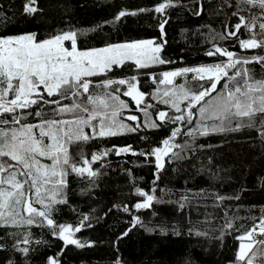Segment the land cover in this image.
Masks as SVG:
<instances>
[{"label": "trees", "instance_id": "1", "mask_svg": "<svg viewBox=\"0 0 264 264\" xmlns=\"http://www.w3.org/2000/svg\"><path fill=\"white\" fill-rule=\"evenodd\" d=\"M27 2L0 0V37L6 31L22 28H38L39 36L45 37L52 35L59 23L109 19L118 30L81 38L78 44L103 46L125 39H153L163 44L160 58L166 63L138 68L134 61H126L92 78L98 84L136 77L134 82L145 97L136 106L123 95L127 85L114 84L107 91L119 89L116 94L128 105L120 110L117 120L137 130L97 136L69 146L72 162L78 166H82L83 158L91 160L93 154L131 146L129 152L108 151L92 162L94 176L68 171L66 186L57 196L65 202L52 206L50 218L56 225L80 227L73 236L84 246L66 244L58 235V227L48 226L38 217L32 225L0 226V264H51V260L56 264H240V245L249 242L240 237L264 218L262 117H256L255 128L187 135L198 125V110H194L197 116L191 124L160 121L159 111L167 112L169 117L180 113L162 103V92L171 86L159 81L166 71L226 63V56L206 55L214 47L227 49L237 58L264 56V49L240 47L241 41L254 36L259 41L264 35L259 28L264 23V10L245 0H171L163 13L155 8L167 0H36L38 11L27 14ZM121 11L136 14L116 20ZM241 16L246 23L255 18L256 26H242L236 36L228 37L229 32L236 31L234 25L240 23ZM245 67L255 80L264 79V64L253 62ZM193 75L174 77L173 84L187 83L193 91H198L199 85L209 86L207 80L193 81ZM186 103L181 104L182 109ZM144 107L157 127L147 126L149 117L141 110ZM42 110L51 113L52 106L46 104ZM129 116L138 119L132 121L127 119ZM37 119L27 117L23 122L34 123ZM177 127L181 133L172 140L177 147L166 156L163 168H158L152 152L162 147L163 140ZM85 132L91 135L92 130L86 127ZM137 189L155 196L150 207L135 208L145 199ZM125 232L127 235H123ZM25 238L27 244L23 243ZM260 247L255 244L252 251L258 253ZM24 248L27 253L22 251ZM253 264H264V256L257 254Z\"/></svg>", "mask_w": 264, "mask_h": 264}, {"label": "snow or ice", "instance_id": "2", "mask_svg": "<svg viewBox=\"0 0 264 264\" xmlns=\"http://www.w3.org/2000/svg\"><path fill=\"white\" fill-rule=\"evenodd\" d=\"M245 2L259 5L264 10V0ZM35 3L36 0H28L25 13L37 12ZM170 6L171 0H167L160 3L155 11L163 13ZM135 14L121 11L115 19ZM239 19L240 23L234 25L236 31L229 32L228 37L236 36L242 26H256L255 18L247 23L244 17ZM164 23L160 25L162 33ZM259 28L264 30V23H260ZM226 38L221 36V39ZM66 41L70 42V48L64 46ZM153 45L154 41L147 40L81 51L77 48L75 31H66L42 41H38L35 34L0 37V226L32 225L39 217L48 226L58 227V235L66 244L84 246L73 238V233L79 232L80 227L56 225L50 218L52 206L65 202L57 200V196L66 186L68 171L94 176L96 172L91 169L92 162L106 156L108 151L115 150L117 154L129 152L131 146L93 154L91 160L83 158L82 166L72 162L69 146L97 136H116L124 131L137 130L117 120L120 110L128 105L116 94L119 89L107 91L114 84L127 85L123 95L135 100L137 106L142 104L145 95L138 90L134 82L136 77L131 80L108 79L98 84H94L92 78L112 71L114 66H123L126 61H134L138 68L166 63L158 55L163 44ZM240 47L264 49V35L259 41L255 36L241 41ZM206 55H223L228 60L226 63L162 73L159 83L171 86L162 92V103L169 104L180 114L169 117L167 112L159 111L158 119L191 124L193 117L197 116L194 110H198V125L188 131L190 136L255 128L257 116L262 117L259 123L264 129V79L255 80L245 67L253 62L264 64V56L237 58L233 52L219 47H214ZM187 73H194L193 81L207 80L209 86L199 85L198 91L185 85L176 87L173 78ZM152 79L155 81L156 77ZM221 81L225 82L221 84ZM95 88L105 91L96 93ZM185 102L186 107L182 109L181 104ZM46 104L52 106L51 113L42 110ZM141 110L145 117H149L147 107ZM27 117L38 119L34 123L23 122ZM127 119L136 121L138 118L129 116ZM234 122L236 126L233 128ZM147 126L157 127V124L149 117ZM86 127L91 128V135L85 132ZM180 133L181 128H175L170 137L163 140V147L153 150L158 168L164 166L162 158L177 147L172 140ZM261 134L264 135V130ZM44 160L50 163H44ZM137 194L145 197L142 203L135 204L137 209L150 207L155 199L154 195L140 189H137ZM136 222L139 223L138 219ZM257 234L264 235V218L240 237L241 241L249 242L241 243L237 256L239 261L253 264L257 254L264 256V240L257 242L253 239ZM28 242L27 238L23 241L25 244ZM257 243L261 245L258 253L252 251ZM22 251L27 253L28 249ZM51 264H56V261L51 260Z\"/></svg>", "mask_w": 264, "mask_h": 264}, {"label": "rangeland", "instance_id": "3", "mask_svg": "<svg viewBox=\"0 0 264 264\" xmlns=\"http://www.w3.org/2000/svg\"><path fill=\"white\" fill-rule=\"evenodd\" d=\"M34 29L35 30H33V31H29L25 28H22L19 30L18 29L9 30V31H6L4 37H12V36H17V35H21V34H35L37 40L42 41V40L51 38L57 34H61V33L66 32V31H75V32H77V41H78L81 38L84 39L86 37L116 31L119 29V27L114 26V24L112 23V20L108 19V20H102V21L93 22V23H83V24H75L73 22H67V23L65 22V23H61V24L59 23V24L55 25L54 33L52 35L45 36V37L39 36L38 28H34ZM147 40L154 41L153 39H148V38H138V39H131V40L125 39V40L118 41V42H108L106 44H103V46L79 45L77 42V48H78V50L85 51V50H92V49H101V48L111 46V45L135 43V42H141V41H147ZM155 44H158V43H156L154 41V45ZM64 46L70 48L71 44L69 41H66V42H64ZM160 53L158 54L159 57H160ZM209 65H211V64H209ZM202 66H206V65H202ZM196 67H199V66H196ZM192 68H195V67H192ZM171 71H175V70H171ZM171 71H166V72H171ZM176 71H179V70L177 69ZM186 84H182V85H185L187 88H189L188 85H186ZM179 86L180 85H176V87H179ZM163 159L166 161V156L163 157ZM43 162L44 163H50L49 161H46V160H44ZM73 238H74V236H73Z\"/></svg>", "mask_w": 264, "mask_h": 264}, {"label": "built area", "instance_id": "4", "mask_svg": "<svg viewBox=\"0 0 264 264\" xmlns=\"http://www.w3.org/2000/svg\"><path fill=\"white\" fill-rule=\"evenodd\" d=\"M254 240L257 241V242L262 241V240H264V235L257 234V235L254 236ZM240 264H246V260L241 262Z\"/></svg>", "mask_w": 264, "mask_h": 264}, {"label": "water", "instance_id": "5", "mask_svg": "<svg viewBox=\"0 0 264 264\" xmlns=\"http://www.w3.org/2000/svg\"><path fill=\"white\" fill-rule=\"evenodd\" d=\"M130 98H131V97H130ZM131 99H132V98H131ZM143 99H144V98H143ZM132 100H133V99H132ZM133 101L135 102V100H133ZM135 105L137 106L136 102H135ZM162 163H163V165L165 164V160H164L163 158H162ZM134 225H136V223H134L133 226H134ZM133 226H132V227H133Z\"/></svg>", "mask_w": 264, "mask_h": 264}]
</instances>
